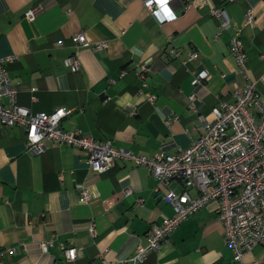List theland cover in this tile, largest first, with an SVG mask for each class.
Wrapping results in <instances>:
<instances>
[{
    "label": "crops",
    "instance_id": "1",
    "mask_svg": "<svg viewBox=\"0 0 264 264\" xmlns=\"http://www.w3.org/2000/svg\"><path fill=\"white\" fill-rule=\"evenodd\" d=\"M145 1L0 0V58L10 57L18 103L34 113L69 108L64 129L149 156L187 146L215 119L213 106L233 101L246 74L264 77V0H167L163 10L173 15L163 20ZM214 8L224 9L230 27H221ZM235 30L246 73L231 54ZM78 32L107 46L75 45L71 36ZM192 51L198 57L191 60ZM71 55L78 57L76 68L66 63ZM143 62L145 78L135 69ZM202 69L209 78L193 85V72ZM79 183L91 193L85 202ZM169 189L184 185L179 179L159 184L129 159L98 172L85 150L68 144L47 142L32 153L24 129L0 119V264H70L68 246L78 248L73 264H133L147 233L173 213L163 198ZM254 261L264 264V244L245 252L241 264ZM137 264H236L216 201L182 220Z\"/></svg>",
    "mask_w": 264,
    "mask_h": 264
},
{
    "label": "built area",
    "instance_id": "2",
    "mask_svg": "<svg viewBox=\"0 0 264 264\" xmlns=\"http://www.w3.org/2000/svg\"><path fill=\"white\" fill-rule=\"evenodd\" d=\"M166 1L146 0L145 4L163 20L173 15L170 10H163ZM212 12L220 18L221 27L231 26L224 9L214 8ZM27 15L32 17V11ZM245 15L248 21L253 17L250 10ZM71 40L75 45H90L94 49L107 46L105 41L90 42L83 32L73 34ZM230 50L239 70L245 72L247 54L237 30L231 35ZM197 57V51L190 52L191 60ZM9 59L0 58V119L5 126L24 129L30 152L40 153L47 142L68 144L85 150L89 166L98 172L105 171L116 159H129L136 165L148 168L159 184H166L170 179H179L183 183V190L175 192L169 189L163 196L172 205L173 213L164 216L160 224L147 233V245L138 246L136 254L130 258L133 264L143 262L150 250L157 251L182 220L211 201L217 203L224 243L231 248L236 264H241L245 252L255 245L264 244V77L257 80L246 74L248 80L235 90L233 101H220L213 106L215 119L205 122L201 134L187 146L173 153L157 151L146 156L115 147L110 140H95L80 130L64 129L61 119L71 112L69 108L59 107L50 113H34L18 103L16 89L7 69ZM66 63L76 68L78 57L71 55ZM135 69L145 78L149 68L143 62ZM209 76L205 69L193 72L192 84H202ZM189 97L192 101L195 98L194 94ZM154 98L153 94L148 96L151 101ZM169 122L170 119L167 120ZM187 187H191L195 195H191ZM76 188L81 202L91 197L84 184L79 183ZM124 192L129 194L130 189L125 188ZM90 231L94 232L93 224ZM43 245L46 247V243ZM77 252L75 246L66 247L65 260L73 264Z\"/></svg>",
    "mask_w": 264,
    "mask_h": 264
}]
</instances>
